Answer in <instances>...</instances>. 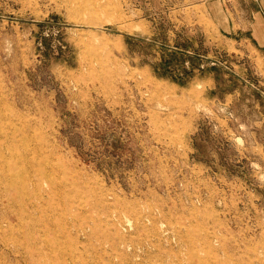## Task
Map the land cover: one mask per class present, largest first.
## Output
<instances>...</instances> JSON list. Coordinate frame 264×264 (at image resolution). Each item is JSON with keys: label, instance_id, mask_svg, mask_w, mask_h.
Segmentation results:
<instances>
[{"label": "rangeland", "instance_id": "rangeland-1", "mask_svg": "<svg viewBox=\"0 0 264 264\" xmlns=\"http://www.w3.org/2000/svg\"><path fill=\"white\" fill-rule=\"evenodd\" d=\"M0 264H264V0H0Z\"/></svg>", "mask_w": 264, "mask_h": 264}, {"label": "bare ground", "instance_id": "bare-ground-1", "mask_svg": "<svg viewBox=\"0 0 264 264\" xmlns=\"http://www.w3.org/2000/svg\"><path fill=\"white\" fill-rule=\"evenodd\" d=\"M67 163V162H66ZM66 163H61L62 165H59V166H56V165H48L50 167V169H54V170H57L59 174H62V175H65V179L62 180L61 182H59L57 185H53V187L55 186V188L58 190V194H59V197L61 200L63 201H72V197L74 195V191L75 189L77 188V186H80L77 181H75V179H73L71 176L67 175V167H66ZM40 164V163H39ZM68 165V163H67ZM73 165V164H72ZM74 167V166H73ZM32 171L34 172V176H35V173L36 175H38L37 171H36V164L32 165ZM40 168V167H39ZM26 176V175H25ZM84 176V175H83ZM27 178V177H26ZM82 178V177H81ZM85 179V178H83ZM89 180V179H87ZM86 183V182H85ZM23 186H26V185H23ZM88 186V185H87ZM41 188V187H39ZM79 197V196H78ZM14 199V198H13ZM12 200V199H11ZM10 200V201H11Z\"/></svg>", "mask_w": 264, "mask_h": 264}]
</instances>
